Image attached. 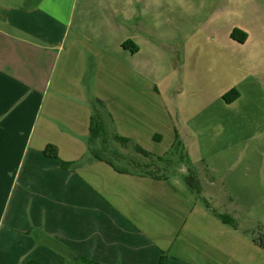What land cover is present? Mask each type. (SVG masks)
<instances>
[{
    "label": "crops",
    "instance_id": "obj_1",
    "mask_svg": "<svg viewBox=\"0 0 264 264\" xmlns=\"http://www.w3.org/2000/svg\"><path fill=\"white\" fill-rule=\"evenodd\" d=\"M241 4L0 0V264H264V33ZM97 116L120 157L116 133L163 156L160 120L165 152L221 194L200 203L143 153L96 158Z\"/></svg>",
    "mask_w": 264,
    "mask_h": 264
},
{
    "label": "rangeland",
    "instance_id": "obj_2",
    "mask_svg": "<svg viewBox=\"0 0 264 264\" xmlns=\"http://www.w3.org/2000/svg\"><path fill=\"white\" fill-rule=\"evenodd\" d=\"M240 2H242V4L240 5L239 8H236L238 14L236 15V13H235V15H236L235 17L238 18L243 23H245L249 27V29L252 31V33H255V34L256 33H264V2H262V0H240ZM256 44L260 45V46H262V45L264 46V37H261L256 42ZM256 62H258L261 67H264V54L256 56ZM176 94H177V92H176ZM101 112H102V110L100 109L99 113H101ZM152 122L155 125L154 126L155 128L152 131L154 133V135L153 136L150 135V138L148 140V144L151 147H153L152 151H161L162 150L164 152V155L161 157L166 158V159L163 161H158V160L154 161V160H152V157H149L148 161L151 162V164H152L151 168L156 170L158 173H165V174H169V175H176L177 174L178 176L181 177L180 180H182V184H185L184 177L186 175L188 176L191 174L197 175V173H198L197 168L191 167L188 165L186 166V164H184V162L182 160H180L181 159L180 156L182 155V152L177 150L176 148L175 149L173 148V149L165 152L166 151V150H164L165 144L164 143H162L163 145L160 144V141H161L160 135L161 134L159 136L156 134L158 131L162 132L160 130V126H161L160 120H156V118H155L154 120H152ZM106 128H107V130L108 129L110 130L109 127H106ZM111 133H113L112 129H111ZM118 135L125 137V138H128L130 140V143H124L121 141L111 140L113 142V144H116L117 146L121 147L125 151V155H123V157H118L115 153L113 154V152H111L109 148H106V146L104 147L105 153L110 155L120 165L130 166V168L131 167L135 168V166H136L135 161L139 162L141 157L142 158H145V157L141 155V152L139 150H137V147H136L137 143L134 142L135 140L130 139L129 136H124L121 134H118ZM152 155L153 156H159V155H155L154 153H152ZM134 156L138 157L139 159L134 158ZM168 158H171V159L174 158V159L170 161V160H167ZM131 160H133L132 164H129V162ZM138 165L136 166L137 167L136 169H138V167H140ZM191 169L193 170V172H191ZM199 185H200V189L202 186H204L206 188V190L209 187H211L212 190L218 195L221 194L222 187H223L221 182L220 183L216 182V184H214V185L209 184V186L206 185V183H202V185H201V183H199ZM195 194L197 196H199V192H195ZM199 202L205 204V203H208V199H206L202 196H199ZM257 233H260V229H258V228H257L256 234ZM262 234L263 235H261V236L264 238V233H262Z\"/></svg>",
    "mask_w": 264,
    "mask_h": 264
},
{
    "label": "trees",
    "instance_id": "obj_3",
    "mask_svg": "<svg viewBox=\"0 0 264 264\" xmlns=\"http://www.w3.org/2000/svg\"><path fill=\"white\" fill-rule=\"evenodd\" d=\"M247 36H248V34L239 28H235L232 31V37L234 39L241 41V42L245 41ZM126 44H128V43H125V46H126ZM239 94H240L239 90L233 89V90L227 92L225 94L224 98L227 101H233L234 99H236L239 96ZM97 107L104 109L105 105L101 100H97ZM106 137L107 136H106V124H105V122L100 118V116L93 118L92 122H91V138H90L91 151L93 152V154L96 158L103 159L118 169V166L114 163L115 160L110 155L105 153V149H104L105 146L104 145L108 144V140L106 139ZM115 137H116V139H118L121 142L130 143V140L128 138L119 136L118 134H116ZM98 144L101 145V150H99V151L97 149ZM136 147H137V150H139L144 155H146L148 157H152V160H154V161H157V160L163 161L166 159V158H163L161 156H153L150 152L145 151L143 148H141L138 145ZM106 148H108V145L106 146ZM45 152L47 154L51 153L53 155H57V148L55 146L51 145V146L47 147ZM111 152H113V154L115 153L118 157H120V155L117 152H115V151H111ZM69 165H72V163L71 164L69 163ZM191 172H193V170H191ZM186 181L192 190H194L196 192H200V190H201L200 185H199V182L197 181L195 174L188 175V177L186 178ZM223 219H226V217H224ZM258 242L262 246H264V238L263 237H260ZM87 264H97V263H87Z\"/></svg>",
    "mask_w": 264,
    "mask_h": 264
}]
</instances>
